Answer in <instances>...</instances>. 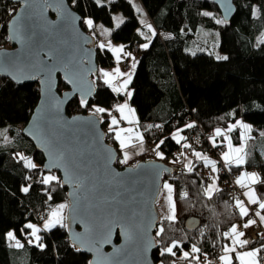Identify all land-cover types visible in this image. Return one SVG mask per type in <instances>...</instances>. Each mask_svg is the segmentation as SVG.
<instances>
[{
	"label": "trees",
	"instance_id": "trees-1",
	"mask_svg": "<svg viewBox=\"0 0 264 264\" xmlns=\"http://www.w3.org/2000/svg\"><path fill=\"white\" fill-rule=\"evenodd\" d=\"M136 1L147 18L143 23L132 0H110L101 3L103 6L95 0H76L75 3L68 0L83 20L86 17L94 19L91 28L82 24L84 29L96 36V40V26L99 23L113 25V11H122L125 19L119 27L112 29L111 39L122 42L125 50L137 45L136 67L129 86L133 92L130 103L138 116L143 137L148 142L163 139L165 143L160 145L163 160L176 167L173 174L164 177L174 183L176 220L171 224L161 220L159 225L163 224L165 232L162 237L156 238L164 243L153 250V260L156 264H171L173 259L178 260L179 251L176 257L160 256L159 249L170 240L183 239L184 251H190V245L194 243L202 253H207V259L200 255V264H218L215 260L223 253L222 245L229 241L221 233L248 217L241 218L235 205L237 198L229 196L227 189L218 187L211 198L204 194L212 174L207 178L197 160L192 164L194 170L191 173L183 163L175 160L176 152L182 145L172 139V131L194 122V128L182 131L185 139L192 134L202 135L200 142L190 145V148L217 155V158H220L219 150L223 147L222 137L215 138V147L210 142L209 133L219 125L228 129L240 118L252 125L251 139L264 138L261 135L264 131V0H234L236 11L228 21L222 17L213 0ZM15 9L13 2L0 0V48L10 44L6 27ZM218 20L226 23H217ZM148 25H151L150 37L138 29ZM200 27L218 32V47L227 59H217L206 51L189 50L203 44L202 38L198 37ZM153 30L155 36L152 35ZM145 43L149 44L146 49L141 47ZM96 56L99 66L115 64L114 56L107 48L100 49L97 45ZM96 86L95 95L89 100L90 105L112 108L124 100L121 94L113 93L97 79ZM65 87L59 78L58 89ZM38 97L37 81L17 84L0 76V264H88L89 255L71 245L65 227L57 225L45 230L41 226L43 218L54 206L67 203V197L66 187L56 182L50 185L41 183L46 172L42 168L43 155L22 133ZM66 109L69 114L90 111L80 105L77 96ZM103 119L106 140L116 147L120 156L121 149L114 134L107 132L109 116L104 114ZM153 122L156 127L149 129ZM230 135L232 144L241 143L240 126L232 129ZM255 151V159H247L243 165L229 166L224 163L236 172V178L238 170L250 167L255 168L260 178L264 179V155L259 149ZM18 153L25 159H19ZM140 157L148 155L142 153ZM30 162L36 165L35 169L28 167ZM116 165H119V157ZM52 173L59 176L56 171ZM218 177L221 180L223 176L218 172ZM28 184L32 187L25 193L22 188ZM254 186L259 198L264 199V185ZM46 188L52 190L51 199H48ZM184 192L188 193L187 197ZM192 216L197 217L199 223L188 229L185 222ZM28 223L41 229L38 235L45 245L43 248L37 246L35 238L29 234ZM9 231L15 233V240L7 237ZM30 240L33 242L29 243ZM250 240L252 243L245 248L260 247L264 243V238ZM17 241L20 247L16 246Z\"/></svg>",
	"mask_w": 264,
	"mask_h": 264
},
{
	"label": "water",
	"instance_id": "water-1",
	"mask_svg": "<svg viewBox=\"0 0 264 264\" xmlns=\"http://www.w3.org/2000/svg\"><path fill=\"white\" fill-rule=\"evenodd\" d=\"M8 1L13 2L16 9L6 27L11 46L0 48V76L17 84L32 81L38 83L39 97L22 133L42 153L43 170L56 171L66 187V204L69 208H65L64 216L68 225L65 228L69 242L89 255L88 264H156L152 252L158 246L155 233L162 215L157 209L158 196L155 194L161 188L164 177L173 174L176 167L153 157L116 165L119 154L116 147L106 140V131L97 117L91 111L67 113V105L75 96L79 98V93L65 80L63 70L54 71L50 77L47 75L44 65L51 66V63H55L57 69H62L59 60L50 63L48 49H56L60 55L69 47L75 49L76 58L83 61L85 86L90 82L93 84L89 100L96 92L99 69L96 36L83 28V16L68 0H29V4L35 6L31 23L36 36L23 43L18 38L13 20L24 14L27 5L24 0ZM213 2L225 20H230L235 14L234 0ZM58 3H62L67 9L68 17L56 10ZM9 61L13 63L10 64ZM29 61L36 63L37 67L33 68ZM59 78L66 85L61 90L58 89ZM92 121H96L95 128L91 126ZM53 137L72 150L71 158L63 161V168L53 167V156L50 155ZM81 158L87 161L84 171L88 174V179L78 189L69 177L75 173L76 166L83 168ZM106 200L113 207L130 206L139 211L143 220L141 235L133 233L126 237L122 229L117 227L107 237L109 243H91L90 241L98 238V228L102 225L97 210L108 207ZM198 223L199 219L192 216L186 219L185 225L192 229ZM85 224L88 225L87 230Z\"/></svg>",
	"mask_w": 264,
	"mask_h": 264
},
{
	"label": "snow or ice",
	"instance_id": "snow-or-ice-1",
	"mask_svg": "<svg viewBox=\"0 0 264 264\" xmlns=\"http://www.w3.org/2000/svg\"><path fill=\"white\" fill-rule=\"evenodd\" d=\"M73 3L76 2V0H72ZM95 2L101 5V0H95ZM25 5L27 7L24 9V14L21 17L14 18L13 25L16 26V32L18 35V38L23 43L25 40H32L36 36V32L34 31L32 27V19H33V13L35 6L32 4H29V0H24ZM50 6V5H49ZM57 11H60L63 16L68 17L67 9L64 8L62 3H58L56 7ZM204 15H211V13H204ZM122 21H118L117 27H119V23ZM82 23L88 27L91 28L94 25V21L91 18L84 19ZM217 23H226V21H217ZM148 28L151 29V25H148ZM152 35L155 36L156 33L153 30ZM142 48H148L149 44L145 43L141 45ZM100 49H109L111 52L115 53V59L117 62L121 60V54L123 53L124 58L131 57L133 61H135V58L132 57V54L130 52L124 51V46L121 45L119 47L112 46L111 42H109L107 45L104 43H101L99 45ZM48 57L50 60V63L52 61L59 60V62L62 64V69H57L55 66V63H51V66L44 65L43 67L47 69V75L50 77L54 71L57 70H63L65 72V80L71 85L74 86L75 92L79 93V103L82 107L86 109H90L92 115L94 117H97V120L100 123H104L103 115L107 114L109 116V120L107 122V132L114 134L115 141L118 142L119 148L123 150V159L119 162L122 164H127L128 161L131 159V156L129 154V147L133 137L131 135H124V134H130L133 129L132 128H122L120 127L121 121H127L128 123H133L129 119V117L134 113V109L130 106V99L133 95V92L130 90L129 86L133 79V72L132 71H122L119 67H116L112 71H108L105 69H99L98 75L96 76V79L101 81V83L105 86H107L113 93L121 94L124 97V100L122 103L115 104L112 108H105L102 106H97L95 104L90 105L89 103V97L92 93V87L93 84L90 82L87 86L84 84V77H83V61L79 60L75 56V49L74 48H67L64 50L63 55H60L56 49L50 48L48 49ZM217 59H227L226 56L220 57L217 56ZM9 63H13L12 61H9ZM29 63L32 65L33 68H36V63L29 61ZM42 63V62H41ZM132 69H135L136 63L133 62L131 65ZM43 70V69H41ZM89 72H91V69H89ZM35 78V77H32ZM49 89L51 88V84H49ZM115 111L119 114L120 119L117 118V115H113L112 112ZM91 126L95 128L96 121L90 122ZM237 126L242 127L245 132L250 131V125L244 124L242 121H236V123L231 124L227 131H231L232 129L236 128ZM152 125H149L148 128L150 129ZM195 127V123H187L182 128L177 129V131L173 134L172 139L176 140L177 143L180 142V140L184 139L180 135V133L185 129H191ZM107 134V133H106ZM222 135H225L224 132L220 128L215 129V135L212 137L213 144L215 146V138L220 137ZM261 135H264V133H261ZM136 140L143 142V136L137 135L135 137ZM244 141L246 142L248 137L245 136ZM165 141L162 139L160 140L159 144L156 145V155L160 157L161 159L164 158V154L159 151L160 145L164 144ZM185 147H191L190 145H185ZM246 143H242L240 147L233 148L232 142L229 139L228 141V151L224 152L222 154L223 160L227 162L229 166L232 164H235L237 166L243 165L246 163V151H245ZM143 150V149H141ZM50 155L53 156V167H64L63 161L68 160L71 158L72 150L64 145H62L58 140H56L54 137L52 138V149L50 151ZM194 155L197 158L205 159L202 154L198 151L194 152ZM19 159L24 160L25 157L21 156L19 153L17 154ZM111 157H109L110 159ZM57 162H60L57 164ZM175 163V161H174ZM210 163L215 164L214 161H210ZM81 165H83V168L80 166L75 167V173L69 177L70 181L74 182V187L80 189L84 186L85 181L88 179V174L84 171V168L87 167V161L83 160L81 158ZM28 167L35 169L36 165L34 163H28ZM187 171L189 173L193 172V166L192 162L189 161L186 165ZM65 171L67 172V169L65 168ZM164 171H168V169H164ZM27 180H30L31 177H26ZM248 181V183H245V181ZM53 182H56L63 186V182L61 181V178L55 174L52 173L51 169L48 170L47 175H43V178L41 180V183L43 185H50ZM105 183H108L105 181ZM236 183L241 185V187H244L247 189L245 192V196L248 199V203L246 204L245 201L236 199L235 205L239 210V214L241 218L249 217L247 221L243 224V227L245 229L250 228L251 226L255 225L257 220L251 218L252 215L254 217L258 218L259 221L264 224V199L258 198L256 195V190L253 187L256 184L264 185V179H261L260 176L255 172H242L241 175L237 178ZM32 187L31 184H28L27 186L22 188V191L27 193L30 188ZM95 187V185H93ZM161 189L166 190V201L169 204L168 214L166 216H162V220H167L170 224L176 220L175 215V207L173 205V185L171 183L165 182ZM215 187V178H213V184L207 186L204 189V194L211 198L213 196V193L217 191ZM46 193L48 194V199H51V189L46 188ZM162 194V191L160 189L157 190L156 196H159ZM183 195L185 197L188 196L187 192H184ZM105 203L108 205L107 208H100L97 210V214L101 217L102 225L98 228V238L95 240L90 241L94 244H103V243H109L110 240L107 239L108 236H110L113 232V230L117 227L122 229L123 234L126 237H130L133 233H135L137 236L141 235L143 231V220L141 218L140 212L137 211L133 207H126V206H117L113 207L112 204L109 201H105ZM255 205L256 210L252 212V209L250 206ZM65 208H69L68 204L61 203L59 204L54 210H51L49 213L50 218L44 221V229L45 230H51L52 228L56 227L57 225L61 227H67L68 225L65 223L66 217L62 215V210ZM251 213V215H250ZM106 220L107 222L104 223L103 221ZM28 229H31V232L29 233L31 236L35 238V242L37 243V246L43 248L45 245L41 242V237L38 235V233L41 231L37 225L33 223H28L26 225ZM85 228L87 230L88 225L85 224ZM165 232V228L163 224L158 228L156 232V237H162V234ZM7 237L10 239L15 240L16 236L13 231L7 232ZM222 237L229 240L230 244H224L222 245V251L223 255L219 257L220 261L223 262V264H233L232 257L230 254L234 253L236 260L238 261V264H264V243L260 245V247L251 248L249 250H238V249H244L245 246L252 243V240L244 238L245 232L239 230V226L233 224L231 228L228 231H224L221 233ZM258 235L264 237V233H259ZM155 239V238H154ZM33 241H29V243H32ZM156 243L163 245V240H156ZM184 240L183 239H173L170 240L166 246H162L159 249V255L165 256L170 255L171 257L177 256V251L181 253L180 257L177 259H173L171 261V264H180V262H187V264H200V255H203L205 259H207V253H202L201 248L198 247L196 244L190 245V251H184ZM17 247H20L19 241H17L16 244ZM74 247H77L76 245H73ZM175 249V251H174ZM77 250L79 251L80 248L77 247ZM163 264V262H161Z\"/></svg>",
	"mask_w": 264,
	"mask_h": 264
},
{
	"label": "rangeland",
	"instance_id": "rangeland-1",
	"mask_svg": "<svg viewBox=\"0 0 264 264\" xmlns=\"http://www.w3.org/2000/svg\"><path fill=\"white\" fill-rule=\"evenodd\" d=\"M108 1H110V0H101V3H106V2H108ZM133 1V6H134V8H135V11H136V13H137V15H138V17H139V19H140V21H141V23H143V22H145V21H147V18H146V15H145V13L143 12V10L141 9V5L136 1V0H132ZM88 18H91V17H86L85 19H88ZM93 21H94V19L93 18H91ZM124 19H125V16H124V14L122 13V11H120V10H116V11H113V25H106V24H102V23H99L97 26H96V31H97V33H98V39H99V45L101 44V43H104L105 45H107L109 42H111V44H112V46H114V47H117L118 46V44H121V45H123V43L122 42H113L112 41V39H111V31H112V29L114 28V27H116L117 26V23H118V21H124ZM121 23V22H120ZM119 23V24H120ZM144 24H146V23H144ZM139 29V32H141V33H143L146 37H150V32H149V28H148V26H146V27H139L138 28ZM198 37L201 39V40H203V44L201 45V46H199L197 49H193V50H191V48L189 49L190 51H192V52H194V50H199V51H206V52H209V53H212V54H214L216 57L217 56H220V57H224L225 56V54L223 53V52H221L220 51V49H219V47H218V43H219V34H218V32H216V31H212L211 29H209V28H204V27H200V29H199V33H198ZM207 41H208V43H207ZM96 42H97V40H96ZM207 44V45H206ZM11 46V44H8L7 46H5V47H10ZM131 49H133V47L132 48H130V50ZM136 53H137V49L135 50V51H133V53H132V57H134L135 59H136ZM114 56L116 55L115 53H112ZM115 59V58H114ZM130 61H131V65L133 64V62H135V61H133V59L132 58H130ZM131 65H130V71H133V69H132V67H131ZM114 68H112V70H114L116 67H119L121 70H123L122 68H121V65H120V62H117L116 61V59H115V66H113ZM99 70V69H98ZM111 70V71H112ZM130 106L134 109V107L130 104ZM135 110V109H134ZM131 121H133V123H128L127 121H126V124H124V125H120V127H122V128H132L133 129V131L130 133V135H134V134H139L140 135V133H142V129H141V126H140V123H139V119H138V116H137V114H136V111H134V113L132 114V117H130L129 118ZM237 121H242L244 124H247V125H250L251 127H252V125L249 123V122H246V121H244V120H242V119H237ZM123 122V121H122ZM236 123V122H235ZM251 127H250V129H251ZM217 128H220L221 130H222V132H224L225 133V135H222V136H220V137H222V138H224L225 137V139H226V143H227V149H226V151H228L229 149H228V141H229V139L231 140V131L229 132V131H227L228 129L227 128H225L224 126H221V125H219V126H217L216 128H214L212 131H211V133H209V139H210V142L211 143H213V140H212V137L215 135V129H217ZM177 131V129H174L173 131H172V136H173V134L175 133ZM262 133H264V131L262 132ZM182 134V132L180 133V135ZM182 136V135H181ZM245 136H247L248 137V139H247V141L245 142L244 141V137ZM135 137V136H134ZM186 138V137H185ZM184 138V142H186L185 144H182V146L177 150V152H176V158H175V160L178 162V163H180V164H182L183 162L182 161H185V168H186V165L188 164V161H189V159H191L192 158V155H191V153L190 152H188V150L190 149V147H188V149L187 150H185L184 149V146L185 145H190V142H189V139H185ZM222 138H221V140H222ZM241 139H242V141H241V144L242 143H248V141L249 140H251V138H250V131H247V132H245V130L241 127ZM252 140H254V145H253V143H252V149H254L253 150V152H254V154H255V156H257V154H256V149H259L260 150V152L262 153V155H264V138L262 137V136H260V137H258V138H256V139H253L252 138ZM135 141V143L137 144V142H141V141H139V140H133V141H129V143H133ZM181 141V140H180ZM144 142V144H146V145H144V148H142V149H144V150H142L143 152H136V151H134V153H138L136 156H134V157H132V155L130 154V156H131V159L128 161V163L127 164H130V163H133V162H135V161H137V160H143V159H146V158H150V157H153V158H156V159H158V160H163V159H161L160 157H158L157 155H156V145L157 144H159V142L160 141H158V142H148V141H143ZM146 142V143H145ZM199 142H200V139H199ZM217 141L215 140V143H216ZM232 146H233V144H232ZM119 147V146H118ZM215 147H216V145H215ZM237 146H235V147H233V148H236ZM240 147V146H239ZM249 148H251L250 147V145L248 144V147L246 148L245 147V151H248L249 150ZM134 150V149H133ZM139 150V149H138ZM139 151H141V150H139ZM159 151H161L162 153H163V151L161 150V148H159ZM194 151L196 152V151H198V152H202L201 154H202V156L205 158V159H202V162H204V163H207L208 162V159L210 158V159H212V157H215V158H213L212 159V161H214L215 162V164H214V166H215V169H212V170H207V169H205L204 167L205 166H200V168L202 169V171H203V173L205 174V176L207 177V178H209L210 177V175L212 174V176H211V178L213 179V177H215V178H217L218 179V184H220V180H219V178H218V172H219V166H217V164H218V159H217V157H216V155L215 156H212L210 153H205L204 151H200L199 149H194ZM142 153H145L146 155H148V157H140L141 156V154ZM136 157V158H135ZM123 159V151L121 150V154H120V156H119V161L120 160H122ZM199 159V158H198ZM195 160H197V157H195ZM163 161H165V160H163ZM166 162V161H165ZM225 162V161H224ZM168 163V162H167ZM170 164V163H169ZM203 164V163H202ZM119 165H125V164H122V163H120L119 162ZM193 166V165H192ZM187 169V168H186ZM213 170H216V171H213ZM55 172V171H54ZM48 174V172H45L43 175H47ZM54 174V173H53ZM56 174V173H55ZM165 182H167V183H171L172 185H173V205H174V207H175V197H174V183L169 179V178H164L163 179V181H162V184H161V186L165 183ZM236 182V181H235ZM207 186H209V184H207L206 185V187ZM219 187L221 188V186L219 185ZM254 188H255V186H253ZM160 190L162 191V194L161 195H159L158 196V199H157V201H156V206H157V209L159 210V212H160V214L162 215V216H166L167 214H168V209H169V204H168V202L166 201V190H163V189H161L160 188ZM256 190V189H255ZM256 195L258 196V193H257V191H256ZM238 199V198H237ZM57 206H54V208H53V210L56 208ZM256 210V209H255ZM62 212H63V210H62ZM64 212H65V209H64ZM262 214H264V213H262ZM175 215H176V207H175ZM50 218V216L48 215V216H46V218H43V220L45 221V220H47V219H49ZM44 225V222L43 223H41V226H43ZM261 226H262V228H264V224H261ZM160 227V225H158V228ZM156 235V234H155ZM243 239L244 238H247V236L245 235V237H242ZM252 248H256V246L255 247H252ZM249 249H251V248H248V250ZM244 250H247V249H244ZM224 254V253H223ZM223 254H221V255H223ZM231 255V257H232V261H233V259H234V257H233V254H230ZM215 262L216 263H218V264H223V262L221 261H219V262H217V259L215 260Z\"/></svg>",
	"mask_w": 264,
	"mask_h": 264
},
{
	"label": "crops",
	"instance_id": "crops-1",
	"mask_svg": "<svg viewBox=\"0 0 264 264\" xmlns=\"http://www.w3.org/2000/svg\"><path fill=\"white\" fill-rule=\"evenodd\" d=\"M112 41L113 42H115L113 39H112ZM97 45L99 46V39L97 38ZM119 46H121V44H118V46L117 47H119ZM123 46H124V44H123ZM124 50H125V46H124ZM111 52V51H110ZM111 53H113V52H111ZM114 56V55H113ZM114 58H115V56H114ZM113 66H115V64L114 65H111V66H108V67H104V66H99V69H105V70H108V71H111L112 70V68H114ZM121 68L123 69L122 71H125V72H128V71H130V69L131 68H129V69H125V68H123L122 66H121ZM133 71H134V69H133ZM132 71V72H133ZM123 102V101H122ZM121 102V103H122ZM131 104V103H130ZM112 114L113 115H117V118L118 119H120V116H119V114L118 113H116L115 111H113L112 112ZM130 117H132V115L130 116ZM129 117V118H130ZM123 121V120H122ZM121 121V124L122 125H124V124H126V121H123L122 122ZM124 135H130V134H124ZM138 134H134V135H131L132 137H133V139L131 140V141H133V140H136L135 139V137L137 136ZM140 135H142L143 136V134L142 133H140ZM182 137H184L185 138V135H184V133L182 132ZM135 136V137H134ZM232 138V137H231ZM130 141V142H131ZM143 141H147L144 137H143ZM222 141H223V147L222 148H220V150H219V156H220V158L223 160V156H222V154L224 153V152H226V149H227V143H226V139H225V137L222 139ZM117 142V141H116ZM146 143V142H145ZM180 143H181V145L182 144H185L186 142H184V139H182L181 141H180ZM252 143H253V140L251 139V140H249L248 141V143L246 144V148L248 147V144L250 145V147L251 148H249V150L248 151H246V153H247V155H246V160L247 159H249V161H253L255 158L253 157V149H252ZM144 145H146V144H144V142H137V144L135 143V141L133 142V143H130V147H129V149H128V151H129V154H131L132 155V157H134V156H136L137 154L136 153H134V151H136V152H143L141 149L142 148H144ZM117 146H119L118 145V142H117ZM235 146H237V147H239V146H241V143L240 144H237V145H235V144H233V147H235ZM134 149V150H133ZM141 150V151H139V150ZM144 150V149H143ZM123 151V150H122ZM188 152H190L191 153V155H192V158L191 159H189V161H191L192 162V164L193 163H195V155H194V149H189L188 150ZM200 153H202V152H200ZM136 154V155H135ZM212 156H215V155H212ZM137 157V156H136ZM135 157V158H136ZM213 158H215V157H212V159ZM212 159H208V162L207 163H204V162H202V159L201 158H197V161H196V163L197 164H201L202 165V163L204 164V165H207L211 170L212 169H215V166H214V164L213 163H210V161H212ZM188 161V162H189ZM224 161V160H223ZM184 164H185V161H182ZM226 162V161H225ZM183 164V165H184ZM185 166V165H184ZM213 171H216V170H213ZM245 171H247V172H255V173H257L258 175H259V173L257 172V170L255 169V168H242V169H240V170H238L237 171V178L241 175V173L242 172H245ZM218 176V175H217ZM213 178H215V177H213ZM236 178V179H237ZM245 183H248V181L246 180L245 181ZM208 184L209 185H212L213 184V179L212 180H210L209 182H208ZM241 186V185H240ZM215 187H216V189L219 187V184H218V179L217 178H215ZM243 188V198H239L240 200H243V201H245V203H248V199H247V197L245 196V192L247 191V189L246 188H244V187H242ZM258 198H259V196H257ZM251 215V214H250ZM249 218V217H248ZM251 218H253L254 219V216L252 215L251 216ZM257 220L259 221V219L257 218ZM247 221V219H245V220H243L242 221V223H245ZM260 222V221H259ZM261 223V222H260ZM262 224V223H261ZM243 239V238H242ZM227 244H230V241H228L227 242ZM252 247H255V246H252ZM252 247H247V248H244V249H247L248 250V248H252ZM256 247H259V246H256ZM244 249H238V250H244ZM246 251V250H245ZM223 254V253H222ZM233 254V257H234V259H233V261L232 262H235V264H238V261L236 260V257H235V254L234 253H232ZM221 256V254L218 256V258H217V262H219L220 261V259H219V257ZM221 262V261H220Z\"/></svg>",
	"mask_w": 264,
	"mask_h": 264
},
{
	"label": "built area",
	"instance_id": "built-area-1",
	"mask_svg": "<svg viewBox=\"0 0 264 264\" xmlns=\"http://www.w3.org/2000/svg\"><path fill=\"white\" fill-rule=\"evenodd\" d=\"M136 49H137V45L135 44V45H133V49L125 50V52H130L132 54L133 51H135ZM130 58L131 57L124 58V55L122 53L121 54V60L119 61L120 65L123 68H125V69H129L130 65H131ZM152 126L156 127V123L153 122ZM201 136L202 135H197V134L190 135V138H189L190 145L198 143L199 139H201L200 138ZM184 149L187 150L188 147L184 146ZM217 159H218L219 173L222 174V176H223L222 179L220 180L221 187L227 189V192L229 193V196H232V197H235V198H241L242 195H243V190L235 182L236 181V172L231 170L229 168V166L225 165V163L222 162L220 158H217ZM205 169H207V167H205ZM207 170H209V169H207ZM224 174H225V176H224ZM250 207L252 209V212H254L255 209H256V206L252 205ZM254 219L257 220L256 217H254ZM243 224L244 223H240L238 225L239 226V230L240 231H244L245 235L247 236V238L253 239V240H256V239H259V238H264V237L258 235L259 233H264V228H262L261 223L258 220H257L255 225H253V226H251L250 228H247V229H245L243 227Z\"/></svg>",
	"mask_w": 264,
	"mask_h": 264
}]
</instances>
